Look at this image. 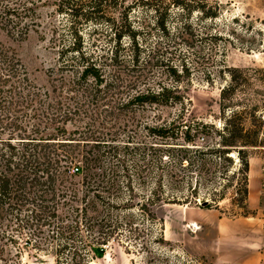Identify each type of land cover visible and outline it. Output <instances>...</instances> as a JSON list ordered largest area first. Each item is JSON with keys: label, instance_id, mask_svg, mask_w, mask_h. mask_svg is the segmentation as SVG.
<instances>
[{"label": "trees", "instance_id": "trees-1", "mask_svg": "<svg viewBox=\"0 0 264 264\" xmlns=\"http://www.w3.org/2000/svg\"><path fill=\"white\" fill-rule=\"evenodd\" d=\"M41 1L0 0V264H21L25 254L90 264L110 241L137 238L148 264H176L145 251L147 234L164 238L155 206L210 208L230 197L246 214L249 159L264 147L256 105L234 100L239 67H224L219 127L185 114L201 64L191 13L214 11L201 0H51L63 20L43 86L1 37L25 36ZM137 3L152 20L133 23Z\"/></svg>", "mask_w": 264, "mask_h": 264}, {"label": "rangeland", "instance_id": "rangeland-1", "mask_svg": "<svg viewBox=\"0 0 264 264\" xmlns=\"http://www.w3.org/2000/svg\"><path fill=\"white\" fill-rule=\"evenodd\" d=\"M188 1L199 5L197 0ZM199 3H204L208 11H214L215 16L207 17L198 9L191 13L196 32L201 34L196 39V49L200 51V58L196 59L201 64L191 73L188 93L192 105L185 114L215 123L217 127L221 125L219 96L221 87L229 80L226 65L241 69L237 72L240 83L235 88L234 100L256 105V117L264 122V0H201ZM121 7L113 8L111 12L119 16ZM37 14L35 26L25 36L1 33V37L15 49L33 81L48 86L46 71L56 57L54 27L58 29L63 16L54 10L51 0L39 2ZM129 15L135 25L154 17V13L140 3L133 5ZM176 18L173 16L171 23H175ZM102 26L109 28L107 23ZM205 31L219 36L213 38L203 34ZM128 40L124 38V41ZM98 42L102 44L105 39ZM174 112V108H163L162 116L170 118ZM251 121L249 114L247 122ZM261 130L264 132V124ZM249 161L251 197L246 214L230 197L210 208L194 203H160L154 209L163 221L164 238L156 240L147 234L145 251H156L157 258L161 251L176 264H264V147L253 149ZM69 171H73V166ZM231 190L229 188L228 196ZM200 196H206L203 190ZM127 241L128 244L110 241L105 253L90 264H148L146 254L140 248L144 240ZM21 264H54V260L48 254L38 257L25 254Z\"/></svg>", "mask_w": 264, "mask_h": 264}, {"label": "crops", "instance_id": "crops-1", "mask_svg": "<svg viewBox=\"0 0 264 264\" xmlns=\"http://www.w3.org/2000/svg\"><path fill=\"white\" fill-rule=\"evenodd\" d=\"M250 186H251V182H250V177H249V197H251V189H250Z\"/></svg>", "mask_w": 264, "mask_h": 264}]
</instances>
